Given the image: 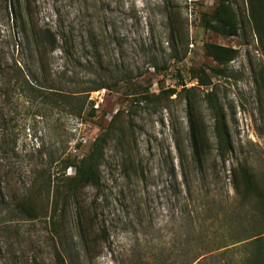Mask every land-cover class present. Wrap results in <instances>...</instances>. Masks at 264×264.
Masks as SVG:
<instances>
[{
	"label": "rangeland",
	"instance_id": "rangeland-1",
	"mask_svg": "<svg viewBox=\"0 0 264 264\" xmlns=\"http://www.w3.org/2000/svg\"><path fill=\"white\" fill-rule=\"evenodd\" d=\"M32 1L42 27L52 29L61 43L64 36L73 38L72 61L65 60L62 50L52 55L56 78L66 72L70 82L62 88L72 94L83 92L92 81L103 79L111 89L88 93V104L94 102L97 111L93 117L43 116L29 105L8 107L5 113L12 128L21 132L19 148L30 151L40 145L45 159L64 150L82 158L121 110L123 124L135 128L136 159L146 169V178L137 179L126 159L111 148L102 167V189H87L88 203L110 233L106 250L94 264H185L187 257H201V264H243L250 253L247 239L264 232V224L250 214L252 206L242 204L232 184V168L238 163L264 177V93L256 85L264 54L249 23L247 0H229L240 21L235 37L205 26V15L213 12L218 0ZM2 29L8 37L9 29ZM208 44L239 52L222 74L216 70L223 67L206 53ZM15 58L37 72L28 52L19 49ZM200 70H205V79L212 77L211 87L200 85L196 78ZM183 85L191 92L168 98L167 91H181ZM210 92L217 95L234 148L227 165L220 163L215 169V120L206 98ZM148 95L153 97L139 104ZM186 95L208 126L211 143L204 172L193 165L188 147ZM129 136L127 141L132 142ZM177 139L185 142L183 156ZM26 165L23 179L30 176ZM58 172L54 166L52 173ZM11 186L15 189V184ZM68 225L69 237L76 236L73 213ZM19 229L20 234L14 235L0 232L10 258L55 264L51 231L45 223L22 222ZM72 250L75 258H83L80 246Z\"/></svg>",
	"mask_w": 264,
	"mask_h": 264
},
{
	"label": "trees",
	"instance_id": "trees-1",
	"mask_svg": "<svg viewBox=\"0 0 264 264\" xmlns=\"http://www.w3.org/2000/svg\"><path fill=\"white\" fill-rule=\"evenodd\" d=\"M247 5L249 23L264 54V0H247ZM35 8L32 0H0V232L7 235L20 234L19 225L22 222L45 223L51 231L55 264H94L106 250L110 233L100 222L96 210L88 203L87 189H102V167L108 161L107 153L111 148L122 159H126L128 170L137 179L146 178V169L143 162L136 159L139 152L136 139L133 141L136 137L135 128L132 123L128 127L123 124L124 113L121 110L112 116L110 124L94 141L90 152L82 158L64 150L59 156L54 154L45 159V151L40 145L30 151L19 148L21 132L12 128L5 113L8 107L14 109L20 105H29L43 116L65 113L77 118L86 114L93 117L97 111L94 109V102L90 101L88 104V93L111 89L103 79L92 81L90 87L83 92L72 94L62 88V84L66 86L70 82L67 81L66 72L62 77L56 78L52 55L62 50L65 60L68 63L72 61L75 56L73 38L64 36L61 43L52 29L41 26ZM239 23L238 14L229 0H218L213 12L205 15L206 28L224 37L238 36ZM3 27L9 29L8 37L3 36ZM19 49L28 52L35 59L37 72L23 67L15 58ZM206 53L223 67L220 71L216 70L218 74L226 71L239 55L236 49L214 44L206 45ZM196 72V78H199L202 87L212 86V77H204L207 75L205 70ZM256 85L258 91L264 93V68L256 75ZM117 87L116 83L114 89ZM184 92L190 93L191 89L186 90L183 85L181 91L171 89L166 94L168 98L175 95L182 97ZM82 93L86 96L85 100L80 98ZM151 96L143 98L144 101L140 100L139 104L148 102ZM156 97L161 98L163 94ZM186 98L188 147L193 165L198 171L204 172L211 143L208 126L190 96L186 95ZM206 98L211 104L215 120V169L220 163L227 165L234 148L216 93H207ZM128 136L132 142L127 141ZM176 142L183 156L185 142L180 139ZM24 164L31 170L30 176L26 177L28 181L23 179ZM54 166L59 168L56 174L52 173ZM182 166H186L184 159ZM69 169H74V175L67 174ZM12 184H15V189ZM232 184L242 204L252 206L250 214L264 224V177L261 179L251 167L238 163L232 168ZM72 213L77 235L70 238L68 221ZM247 241L250 253L245 256L243 264H264V232ZM76 245L81 247L83 258L73 256L72 248ZM8 248L7 243L0 242V264H38L37 259L31 257L22 262L17 258H10ZM187 258L185 264H201L198 262L201 257Z\"/></svg>",
	"mask_w": 264,
	"mask_h": 264
}]
</instances>
